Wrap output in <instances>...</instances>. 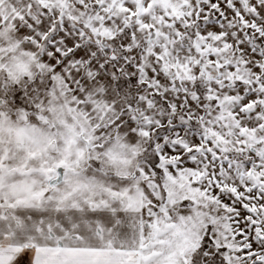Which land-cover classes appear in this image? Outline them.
<instances>
[{"label":"rangeland","instance_id":"rangeland-1","mask_svg":"<svg viewBox=\"0 0 264 264\" xmlns=\"http://www.w3.org/2000/svg\"><path fill=\"white\" fill-rule=\"evenodd\" d=\"M7 234L264 264V0H0Z\"/></svg>","mask_w":264,"mask_h":264},{"label":"crops","instance_id":"crops-1","mask_svg":"<svg viewBox=\"0 0 264 264\" xmlns=\"http://www.w3.org/2000/svg\"><path fill=\"white\" fill-rule=\"evenodd\" d=\"M0 236V264H146L141 247L102 244H32ZM157 254L156 264L165 258Z\"/></svg>","mask_w":264,"mask_h":264},{"label":"trees","instance_id":"trees-1","mask_svg":"<svg viewBox=\"0 0 264 264\" xmlns=\"http://www.w3.org/2000/svg\"><path fill=\"white\" fill-rule=\"evenodd\" d=\"M211 239H210V237H209V234L206 232L205 233V235L203 236V238H202V240H201V242H200V244H199V246H198V250H200L201 248H202V245H203V248H207L208 247V245H210L211 243ZM220 258V259H219ZM222 257H220L218 254H216V261H217V263H219V262H221L222 261V259H221Z\"/></svg>","mask_w":264,"mask_h":264},{"label":"water","instance_id":"water-1","mask_svg":"<svg viewBox=\"0 0 264 264\" xmlns=\"http://www.w3.org/2000/svg\"><path fill=\"white\" fill-rule=\"evenodd\" d=\"M61 181H62V173L59 171V172H58V177H57V179L53 180V181L50 183V185H51V186H56V185H58Z\"/></svg>","mask_w":264,"mask_h":264}]
</instances>
